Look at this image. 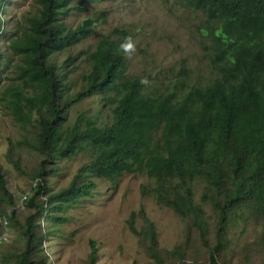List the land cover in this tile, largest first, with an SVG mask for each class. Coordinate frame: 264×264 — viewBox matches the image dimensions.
<instances>
[{"label": "trees", "instance_id": "trees-1", "mask_svg": "<svg viewBox=\"0 0 264 264\" xmlns=\"http://www.w3.org/2000/svg\"><path fill=\"white\" fill-rule=\"evenodd\" d=\"M8 1L0 0V105L21 131L8 138L6 159L28 184L13 189L0 162V242L19 237L0 243V264H48L44 243L66 222L62 213L91 195L95 178L124 174L146 176L143 195L184 226L181 241L163 248L145 209L131 212L127 225L155 264H264V0H176L203 16L210 75L198 80L182 63L151 85L128 71V30L86 43L98 20L67 21L87 0H35L25 22L6 27ZM78 156L88 161L55 190L51 177ZM240 223L259 228L236 249L230 235ZM97 251L93 242L91 264Z\"/></svg>", "mask_w": 264, "mask_h": 264}, {"label": "rangeland", "instance_id": "rangeland-1", "mask_svg": "<svg viewBox=\"0 0 264 264\" xmlns=\"http://www.w3.org/2000/svg\"><path fill=\"white\" fill-rule=\"evenodd\" d=\"M3 7L6 10L3 24L8 27L18 19L25 22L35 11L36 3L35 0H9ZM88 17L98 21L93 25L96 33L86 43H94L104 34H118V29L128 30L134 45L126 54L128 71L142 75L149 85L167 83V78L177 74L182 63L191 67L192 76L198 80L210 75L208 46L198 32L203 16L176 0L81 1L66 19L77 26ZM85 65L84 61L79 63L75 77H79ZM20 133L18 124L0 105V162L15 190L24 189L28 184L27 178L20 176L6 159L8 138L18 139ZM23 156L25 165L32 167L34 154L24 152ZM87 161L86 157L78 156L63 162L59 173L51 177V186L55 190L67 186ZM95 181L98 185L91 195L62 213L66 222L59 224L44 243L48 264H91L93 242L98 249L94 264H155L127 225L131 212L142 207L157 227L161 247L170 249L181 241L184 230L181 220L171 209L143 195L142 186L148 183L146 176L124 174L114 183L97 178ZM17 196L16 207L24 210L25 195L18 191ZM258 228L255 224L246 228L241 223L234 226L230 236L236 249L252 242ZM17 239L18 236L6 233L0 243L4 245ZM256 263L263 264L261 260Z\"/></svg>", "mask_w": 264, "mask_h": 264}, {"label": "clouds", "instance_id": "clouds-1", "mask_svg": "<svg viewBox=\"0 0 264 264\" xmlns=\"http://www.w3.org/2000/svg\"><path fill=\"white\" fill-rule=\"evenodd\" d=\"M120 49H122L125 54H129L134 49V45L129 40V41L121 43L120 44Z\"/></svg>", "mask_w": 264, "mask_h": 264}, {"label": "built area", "instance_id": "built-area-1", "mask_svg": "<svg viewBox=\"0 0 264 264\" xmlns=\"http://www.w3.org/2000/svg\"><path fill=\"white\" fill-rule=\"evenodd\" d=\"M26 197V196H25Z\"/></svg>", "mask_w": 264, "mask_h": 264}]
</instances>
